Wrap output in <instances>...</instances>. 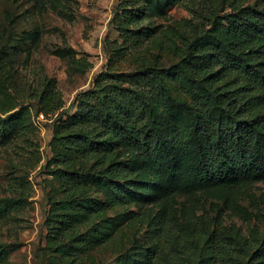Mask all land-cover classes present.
<instances>
[{"label":"rangeland","instance_id":"1","mask_svg":"<svg viewBox=\"0 0 264 264\" xmlns=\"http://www.w3.org/2000/svg\"><path fill=\"white\" fill-rule=\"evenodd\" d=\"M126 4L0 0V82L21 91L35 112L31 87L46 77L56 79L69 109L99 74L155 68L172 92L187 100L174 123L189 134L196 90L185 76H171L189 41L243 9L264 8V0H140L145 16L139 23L121 17ZM55 118L36 113L30 149L0 142V264H117L120 255L131 264V257L137 264H264V178L214 187L164 174L156 181L152 173L142 176L151 188L140 190V201L118 198L110 184L91 182L84 197L105 199L103 215L86 221L79 214L73 220L87 250L61 259L50 232L57 224L51 218L55 203L65 198L54 157L56 151L67 152L53 136ZM67 154L72 168L98 171L106 165ZM132 154L129 145L120 144L115 159L128 161ZM179 167L185 169L183 163ZM106 218L113 229L95 240L94 227ZM181 234L182 245L174 251Z\"/></svg>","mask_w":264,"mask_h":264},{"label":"trees","instance_id":"2","mask_svg":"<svg viewBox=\"0 0 264 264\" xmlns=\"http://www.w3.org/2000/svg\"><path fill=\"white\" fill-rule=\"evenodd\" d=\"M139 1L127 0L121 17L139 23L145 16ZM201 32L189 41L181 67L171 75L176 80L185 76L196 90L189 134L174 123L187 100L175 95L155 68L99 74L69 109L56 79L46 77L31 87L35 112V104L26 101L21 91L0 82L1 143L30 149L36 113L43 112L56 115L53 136L65 152L106 164L98 171L72 168V158L56 151L54 173L62 181L65 198L55 203L51 218L57 224L50 232L61 259L87 250L73 220L79 214L86 221L103 215L105 199L84 197L91 182L110 184L118 198L140 201L144 199L140 190L151 188L149 183L144 185L146 173L156 181L157 175L164 174L214 187L264 178V8L243 9L216 23L213 32ZM120 144L131 148L130 160L115 159ZM112 229L110 220L103 219L94 227L95 240H104ZM67 236L69 246L64 242ZM179 236L173 243L178 252L184 238ZM116 260L131 264L122 255Z\"/></svg>","mask_w":264,"mask_h":264}]
</instances>
